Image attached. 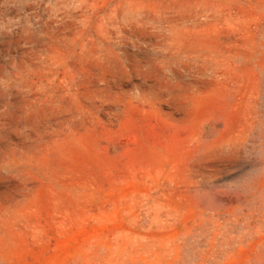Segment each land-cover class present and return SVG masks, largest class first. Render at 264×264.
Wrapping results in <instances>:
<instances>
[{"label": "rangeland", "instance_id": "374dc122", "mask_svg": "<svg viewBox=\"0 0 264 264\" xmlns=\"http://www.w3.org/2000/svg\"><path fill=\"white\" fill-rule=\"evenodd\" d=\"M0 264H264V0H0Z\"/></svg>", "mask_w": 264, "mask_h": 264}]
</instances>
